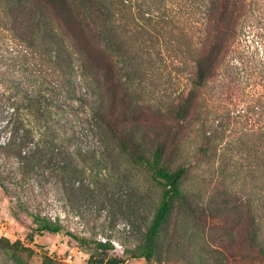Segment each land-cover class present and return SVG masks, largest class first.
Segmentation results:
<instances>
[{"label":"trees","instance_id":"trees-1","mask_svg":"<svg viewBox=\"0 0 264 264\" xmlns=\"http://www.w3.org/2000/svg\"><path fill=\"white\" fill-rule=\"evenodd\" d=\"M0 15L2 30L18 41L32 68L50 69L53 75L50 101L40 88L27 92L17 86L15 101L10 102V88L3 86L9 80L0 79V113L8 107L0 128L8 137L0 147L20 167L51 163L63 178L79 179L84 171L81 160L92 146L76 138L93 131L98 141L108 139L161 185L158 204L143 232L142 250L136 255L124 248L127 257L150 259L173 202L189 204L182 187L188 166L169 169L162 161V142L149 150L138 130L140 120L147 126L149 122L142 119L132 84L123 77L124 65L138 66L148 43L175 47L188 77L169 103L167 155L179 148L183 128L198 117L197 152L217 158L223 171L238 156L236 168L244 180L264 185V26L253 14L252 0H0ZM250 16L255 21L250 36L243 39L244 22ZM231 123L238 135L225 141ZM228 145L233 151L229 154ZM221 179L226 182V177ZM245 198L248 205L240 200L233 207L235 226L248 216L252 232L243 240L253 258L263 260L264 244L259 242L255 219L258 196ZM32 217L38 234L63 232L79 246L92 248L87 264L127 260L112 252L109 241L93 243L64 230L56 218ZM0 245L14 264H29L24 254H30V248L19 240L0 237ZM41 264L61 263L44 255Z\"/></svg>","mask_w":264,"mask_h":264},{"label":"rangeland","instance_id":"rangeland-1","mask_svg":"<svg viewBox=\"0 0 264 264\" xmlns=\"http://www.w3.org/2000/svg\"><path fill=\"white\" fill-rule=\"evenodd\" d=\"M252 9L264 26V0H252ZM254 21L252 16L245 20L241 38L250 36ZM3 24L4 17L0 15V79L9 80L3 86L10 88V102L15 101L17 86L27 92L40 88L50 101L53 85L50 69H33L18 41L2 30ZM181 62L182 55L175 47L167 46V42L148 43L138 66L125 64L123 69V77L129 79L139 101L142 119L149 122L147 126L140 120L138 126L149 150L162 142L165 146L162 161L169 169L180 164L188 166L182 187L189 204L173 202L159 228L152 257L148 260L127 257L124 248L140 254L143 232L158 204L161 185L117 152L108 139L98 141L95 133L88 131L76 138L92 146L83 156L85 160H81L84 171L79 179L63 178L51 163L33 169L20 167L0 147V237L10 242L19 240L29 247L31 253L24 254L29 264H41L44 255L61 264H87L92 249L79 246L63 232L38 234L34 231L32 214L56 218L64 230L87 237L93 243L109 241L113 253L127 257L124 264H264V259L253 258L248 243L243 240L245 233L252 232L248 216L239 227L235 226L236 218L232 214L237 201L247 203L245 197L258 196L255 219L259 223V242L264 244V185L244 180L243 172H237L238 156L223 171L215 161L217 158L197 152L198 117L184 124L179 148L167 155V126L172 116L169 103L188 82ZM7 110L5 107L0 113V128ZM236 131L231 123L224 140L237 137ZM7 137L6 130L0 131V143ZM229 152L233 151L228 145L226 153ZM221 177H226V182ZM255 191L260 192L256 195ZM0 264H14L1 245Z\"/></svg>","mask_w":264,"mask_h":264}]
</instances>
